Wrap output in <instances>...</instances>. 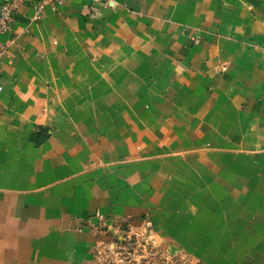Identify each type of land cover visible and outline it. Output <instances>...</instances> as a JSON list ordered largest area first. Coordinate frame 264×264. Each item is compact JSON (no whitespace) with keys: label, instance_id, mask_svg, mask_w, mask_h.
<instances>
[{"label":"crops","instance_id":"crops-1","mask_svg":"<svg viewBox=\"0 0 264 264\" xmlns=\"http://www.w3.org/2000/svg\"><path fill=\"white\" fill-rule=\"evenodd\" d=\"M14 1L0 264H92L145 225L203 264H264V0Z\"/></svg>","mask_w":264,"mask_h":264},{"label":"rangeland","instance_id":"rangeland-1","mask_svg":"<svg viewBox=\"0 0 264 264\" xmlns=\"http://www.w3.org/2000/svg\"><path fill=\"white\" fill-rule=\"evenodd\" d=\"M107 2L109 0H104ZM190 41L193 45L200 44L198 36L190 37ZM254 44L252 46L257 47L259 43ZM259 48H264V45L260 44ZM228 71V64L220 63L218 73L226 75ZM94 255L92 264H203L200 258H194L181 249L164 246L159 236L146 225L142 230L129 226L120 238H113L105 247L96 249Z\"/></svg>","mask_w":264,"mask_h":264},{"label":"built area","instance_id":"built-area-1","mask_svg":"<svg viewBox=\"0 0 264 264\" xmlns=\"http://www.w3.org/2000/svg\"><path fill=\"white\" fill-rule=\"evenodd\" d=\"M48 0H38L36 9L38 15L43 9V5ZM94 2H100L102 0H93ZM15 10V1L8 0L0 4V35L9 31L13 23V15ZM6 52V44L0 41V56Z\"/></svg>","mask_w":264,"mask_h":264}]
</instances>
